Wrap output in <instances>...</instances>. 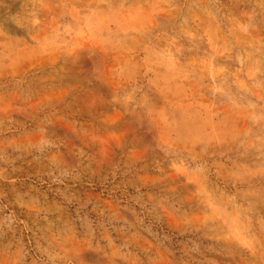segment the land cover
Here are the masks:
<instances>
[{
	"label": "rangeland",
	"instance_id": "obj_1",
	"mask_svg": "<svg viewBox=\"0 0 264 264\" xmlns=\"http://www.w3.org/2000/svg\"><path fill=\"white\" fill-rule=\"evenodd\" d=\"M0 264H264V0H0Z\"/></svg>",
	"mask_w": 264,
	"mask_h": 264
}]
</instances>
